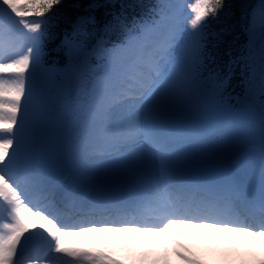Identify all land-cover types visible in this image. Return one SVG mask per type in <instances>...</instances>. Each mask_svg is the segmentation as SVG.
Wrapping results in <instances>:
<instances>
[{
	"label": "snow or ice",
	"instance_id": "6c2138e0",
	"mask_svg": "<svg viewBox=\"0 0 264 264\" xmlns=\"http://www.w3.org/2000/svg\"><path fill=\"white\" fill-rule=\"evenodd\" d=\"M62 3L0 0V264H204L170 247L174 225L264 240V0L247 29L252 91L237 103L209 49L225 0H158L91 46L81 17L61 41L64 67H45ZM194 110L215 115L201 127ZM257 120L258 169L217 155ZM87 234L103 242L66 243ZM218 255L264 264L246 241Z\"/></svg>",
	"mask_w": 264,
	"mask_h": 264
},
{
	"label": "trees",
	"instance_id": "16d2710c",
	"mask_svg": "<svg viewBox=\"0 0 264 264\" xmlns=\"http://www.w3.org/2000/svg\"><path fill=\"white\" fill-rule=\"evenodd\" d=\"M88 2L90 3L91 0H63L62 5L55 10V17L49 25L50 39L46 40L49 54H52V43L55 40L59 41L58 36L60 34L58 31L62 26L73 22L79 14V8L76 4L84 6ZM155 2L156 0H116L110 7H99L96 10L95 22L90 25L89 29L92 32H98L105 23L115 16L119 17L121 23L131 26L134 21L144 17ZM254 2L255 0H225L226 6L224 10L210 24V31L219 35L210 41L209 49L216 56L217 66L228 76V89L232 93H239L242 88V77L238 70L229 67L227 61L233 56L238 45L244 41V23L246 22L248 11L254 5ZM108 37L113 40L119 39V29ZM230 42L233 48L231 49V54L226 56V48ZM212 45L216 46L213 48Z\"/></svg>",
	"mask_w": 264,
	"mask_h": 264
},
{
	"label": "rangeland",
	"instance_id": "374dc122",
	"mask_svg": "<svg viewBox=\"0 0 264 264\" xmlns=\"http://www.w3.org/2000/svg\"><path fill=\"white\" fill-rule=\"evenodd\" d=\"M114 1L115 0H92L90 3L82 6L80 8V13H79V16L77 17V19L73 23H71L72 25L69 27V29H67L64 32L63 39H64L66 33L70 34L72 32L73 25L81 17H89L90 18V22L87 23L86 26H85L86 27V31H87V27L89 25H91L92 20L94 18V15L96 13V10L101 5H103V4H112ZM173 2H174V0H173ZM182 2L187 4V3L190 2V0H182ZM91 4H95L96 6L93 9L90 10L89 9V5H91ZM259 4H260V0H257V4L254 7V9H258ZM185 9H187V7H185ZM252 13H253V11H251V14ZM251 14H250L249 17H251ZM113 21H114V19L112 20L111 23H113ZM101 33L103 35V32H101ZM81 39L84 40L83 36L81 37ZM96 40L92 43V45L95 44ZM86 44L89 45L88 42H86ZM248 44H249V42H248ZM248 52H249V45L246 46V50L243 53V57L245 56L247 61H248V63H249ZM62 56H63L62 58H57V59L61 60L63 62V64L65 65V63L67 61V57L64 55V50H63ZM62 67H64V66H62ZM62 67H58V68H62ZM256 75L258 77V69H257ZM251 77H252V74H250V76L248 77L249 79L247 80L248 81L247 82V91H249V92H251V90H252L251 86H250ZM57 84H59V78H57ZM257 85H259L258 84V79H257ZM244 87H245V84H244ZM256 91H259L258 88H256ZM54 95H55V92H54ZM256 95L257 94H255V96ZM62 98L63 97L61 96V99ZM256 98H257V104H258L259 96H256ZM239 100H243V99H239ZM230 103H237V102L233 101V100H230ZM214 115H215L214 113L194 110V111H192V112L187 114L186 119H188L193 124L205 127V126H207L208 124L211 123V121L214 118ZM257 128H259V121L258 120L256 121L255 125L247 133L242 134L238 138H235L233 140L227 141L222 146L220 151H218L219 152L218 156L219 157L222 156V158L224 159L227 155H234V154H237L239 152H242L243 150H248V149H250V150L254 149L256 152H258L259 148H261V143L258 141V135H256L257 134ZM4 216H5V214L0 212V222H6V220L3 219ZM40 241H42V240L39 238V236H37L32 241H30V246L38 247L37 245L40 243ZM66 243L82 246V245H79L77 242H72V241H66ZM92 246H94V245H92ZM95 246H99V245L96 244ZM226 246H227V244H226L225 241H223V243H222L221 241L214 242V241H211V240H206L205 243L196 245L194 247V255L196 257L200 258L201 260H203L204 264H223V262L220 259L218 253L223 251ZM85 247H87V246H85ZM257 251L260 252L262 255H264V248H261V245L259 246V248H257ZM236 264H239V260H237Z\"/></svg>",
	"mask_w": 264,
	"mask_h": 264
},
{
	"label": "bare ground",
	"instance_id": "6f19581e",
	"mask_svg": "<svg viewBox=\"0 0 264 264\" xmlns=\"http://www.w3.org/2000/svg\"><path fill=\"white\" fill-rule=\"evenodd\" d=\"M251 153H253V151H249L245 155L248 156V155H251ZM241 157L242 155H234V157H228V158L239 159ZM249 159H250V163L252 164V166L258 169L259 162H260V154L252 155L251 157L249 156ZM169 232L173 237L177 236L175 243L174 241L172 242L174 243V245L172 246L171 244V248H177L180 251H184L185 249H188L192 254L194 251L193 245H197L198 243H203L204 240L210 239L211 237L214 238V236H221L227 239L228 244L232 243L236 245L237 247L240 246L241 241H246L252 245L254 241L256 242L264 241V240H258L252 237L237 236L236 234L213 233L210 230H206V229L185 228L179 225L177 227L174 226L173 228H171ZM78 238H82L81 239L82 241L89 242L88 245H92L93 243L97 242L94 240L102 241L100 239L101 237L96 234H87L85 236H80ZM72 239H75V238H72ZM238 259H239V256L237 260ZM172 264H178L175 257H172Z\"/></svg>",
	"mask_w": 264,
	"mask_h": 264
}]
</instances>
